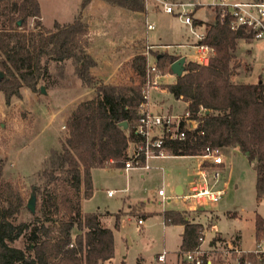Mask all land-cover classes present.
<instances>
[{"label":"trees","instance_id":"trees-1","mask_svg":"<svg viewBox=\"0 0 264 264\" xmlns=\"http://www.w3.org/2000/svg\"><path fill=\"white\" fill-rule=\"evenodd\" d=\"M89 0L82 1V9ZM125 7L145 10V0H109ZM196 8V7H195ZM80 11L68 23L55 22L45 28L39 0H0V91L6 102L22 97L24 86L41 90L40 82L48 74L50 60L73 61L83 84L95 89V96L81 100L66 120L67 135L61 149H52L38 172L34 190L36 208L32 219L16 223L25 206L18 186L3 177L0 169V264H101L115 253L114 231L101 225L97 212H84L82 200L93 195L92 168L122 165L128 142L136 138L134 126L139 120V104L146 82L147 55L136 54L129 62L138 75L133 82L105 83L91 73L96 60L85 53L88 24ZM35 27H28L29 18ZM18 20H21L22 28ZM199 25L204 22L194 18ZM206 24L205 42L215 49L208 64L190 60L184 72L161 88L187 103L195 129L184 139H170L167 146L174 155H199L207 145L238 147L256 170L257 199L264 195V78L255 82L234 80L236 52L240 40L251 41L254 33L245 27L233 28V16L216 15ZM38 28V29H37ZM162 74L173 73L171 65L180 55L155 51ZM202 108L205 111H202ZM209 111L206 113V111ZM217 111V112H216ZM127 122L125 127L122 122ZM207 166L209 163L204 162ZM187 210H165L166 224H184L178 250V264L185 251L194 248L203 225L187 218ZM120 213L116 227L120 225ZM79 232L74 235L73 229ZM256 237L264 235V218L255 217ZM24 235V248L12 243ZM208 264L205 256L204 263ZM213 264H222L221 258Z\"/></svg>","mask_w":264,"mask_h":264},{"label":"rangeland","instance_id":"rangeland-1","mask_svg":"<svg viewBox=\"0 0 264 264\" xmlns=\"http://www.w3.org/2000/svg\"><path fill=\"white\" fill-rule=\"evenodd\" d=\"M41 1L45 9L44 21H41L45 28H54L57 19L61 23L71 22L80 11L87 14L84 19L86 21L89 19L90 27L97 21L102 28L105 27L106 31H113L114 26L119 28V26L125 25V20H127L124 15L120 16L113 11L115 6L127 8L115 1L100 0V2H107L108 16H105L106 6L103 10L101 5L104 3L99 4L97 3L98 0H89L83 9V0ZM168 1L175 2V0ZM179 1L197 3L193 17L202 18L205 22L213 21L216 14L221 16L219 8L213 4L215 0ZM162 5L160 0H145L144 11L129 10L132 15L135 14L138 17L137 32L145 35V37L148 36L150 43L160 42L159 37H162L161 42L163 44L165 42L171 44L170 52L187 53L189 59L187 58L186 62L190 61L193 52V47L190 46L192 42L191 27L181 20L177 12L154 11L163 7ZM147 8L148 12L144 13ZM35 20L36 18H29L28 27H35ZM146 20L154 22L155 27L146 30ZM21 23L20 20V23L18 22L19 29L22 28ZM203 29H206V24L205 27L202 25L196 27L197 32ZM88 30L90 31V29ZM110 37H113V34ZM107 41L106 38L101 41L94 38L93 49H87V44L92 45L91 40L89 41L88 32L84 42L85 53L90 54L97 61L107 57L106 60L109 59L110 63L116 62L118 48L122 47L123 44H115L116 41L113 38L109 42ZM144 45L143 47L137 46V50L141 53L145 51L147 48ZM153 49L159 51L156 48ZM161 50L159 52H162ZM109 52L111 54H108ZM236 54L238 66L233 77L235 81L243 82L244 77H246L245 80L264 78V38H254L251 41L240 40ZM154 58L156 60L155 55L152 54L150 60L152 61ZM68 62L73 63L71 59L64 62L50 60L48 63L49 72L43 81L41 80V83H45L46 88H49L50 82H62L66 77ZM123 67L129 71V74L131 72V80L126 82L130 83L138 78L137 74L133 72L134 70H130L128 63H125ZM173 79V75L166 76L163 78V82L162 79L160 80L159 88L151 89L150 103L154 112L164 113L172 107L173 113H182L187 107L186 102L176 99L172 93L161 88L162 83H171ZM56 91L51 89L47 91L49 93L42 94L41 90L32 91L24 86L22 97L13 96L10 102H6L4 94L0 91V169H2L3 177L13 181L25 198V206L16 218V223L29 222L32 219V212L27 204L32 192H36L34 182H36L38 172L42 169L51 150L61 149L60 140L66 131L65 129H67L64 127L65 114L75 106L76 101L73 97L76 94L68 97H54ZM38 97H41L40 101H38ZM221 152L225 163L215 169L219 171V182L216 184V188H225L217 203V211L221 218L213 219L214 224L206 232L209 235H212L216 230H220L224 235L240 232L241 245L244 248H251L255 244L256 213L264 217V197L257 199L256 170L248 157L238 147L221 148ZM202 159L198 155H176L158 159L154 163H159L163 168L153 166L148 172L140 168L125 170L115 167L95 168L92 171L94 194L90 198L83 199L84 210L90 212L110 211L112 213L123 210L125 212L120 213V215L123 214L119 228L114 226L115 215H110L109 219L106 220V225L114 230L115 253L111 260L104 261L102 264H156L157 254L164 250L169 251V253L166 261L162 264L179 263L176 253L181 239V227L179 225H166L161 213L163 210H181L188 207L176 195L175 187L178 184L186 186L194 178L193 168L197 167L199 160ZM141 173H144V176ZM213 173L214 171L209 173L210 178H212ZM163 185L166 194L172 196L170 201H164V203L159 201L161 200L159 189ZM108 189H112L114 193L108 195ZM37 196L39 197L36 192V202ZM138 201H145L144 210L148 213L142 216L143 223L141 224L138 223L141 214L131 215L126 212L130 210L131 204ZM205 206L209 209L212 208V204ZM229 210L238 211L240 216L237 218L230 216ZM196 211L193 210L197 213ZM235 238H237L236 235L232 239ZM12 244L24 248L27 239L22 235Z\"/></svg>","mask_w":264,"mask_h":264},{"label":"built area","instance_id":"built-area-1","mask_svg":"<svg viewBox=\"0 0 264 264\" xmlns=\"http://www.w3.org/2000/svg\"><path fill=\"white\" fill-rule=\"evenodd\" d=\"M163 9L167 13L177 12L181 20L191 27V34L194 41L191 43L193 52L191 60L201 64H208L215 49L205 42L206 30L196 31L198 24L194 21L193 13L197 3L191 1L169 2L160 0ZM219 8L221 18L226 15L233 16V28L245 27L251 29L254 38H264V1H243V0H215L213 3ZM147 29L155 27L154 22L146 21ZM142 53L147 55L146 82L142 89L143 99L139 104V120L134 126L136 140L131 149H128L124 161L125 169L134 167L151 168V160L155 158H165L172 154L167 146L170 139H184L188 129L197 127V120L191 117V112L186 109L182 113H156L150 106V92L153 88H158L160 79L164 75L159 69L157 62L150 60L151 45ZM138 76V75H137ZM131 75H128L127 80ZM202 111H205L202 108ZM209 111L207 110L206 113ZM205 161L212 164L225 163L221 152V147L207 145L203 154H199ZM195 178L189 182L188 190L177 196L180 197L189 208H199L208 204L219 202L224 189L216 188L219 180V171L214 170L212 179L209 177L208 168L199 163L195 172ZM109 191V195L113 194ZM162 202L169 201L172 196L166 194L165 188L159 189ZM139 222H143L139 219ZM207 241L204 234L199 236L197 245L183 253L182 257L191 264H203L205 256L208 257V264H213L214 259L221 258L222 264H264V235L257 238L251 248H243L234 241H227L222 246L216 247L212 251L206 246ZM167 251L158 255L160 262H165Z\"/></svg>","mask_w":264,"mask_h":264},{"label":"crops","instance_id":"crops-1","mask_svg":"<svg viewBox=\"0 0 264 264\" xmlns=\"http://www.w3.org/2000/svg\"><path fill=\"white\" fill-rule=\"evenodd\" d=\"M244 1V0H243ZM246 1H256V0H246ZM259 1H264V0H259ZM102 2V1H101ZM100 2V0L97 1V3L99 4H102L104 3V5H101V7L105 8L106 6V13H105V16H108V5L106 1H103L102 3ZM175 2H180L179 0H175ZM192 2V1H191ZM39 3H40V9H41V20L44 21V17H45V9H44V6H43V3L41 0H39ZM93 3V2H92ZM91 10V9H90ZM130 9L129 8H124V7H119V6H115L114 8V12L117 13L118 15H124V17L126 18L127 17V20H125L126 24L124 25H121L119 26V28L117 26H114V29L113 31H106L105 30V27L102 28L101 24L99 22L96 21V23H94V25H91V27L89 26L88 24V20L86 21L84 19V17L87 15L86 13L82 14L83 15V19L84 21L88 24V29H90V31L88 30L89 32V41L91 40V43L92 45L89 43L86 45V48L87 49H90L92 48L93 49V44L94 43V38L96 39H99L100 41L105 39L106 38V41L108 39L107 42H109L112 38L114 41H116L115 44H123L122 47H119L118 48V56L116 58V62H111L107 59V57H103L101 61H97L96 60V66L92 67L91 69V73L98 77L99 79H101L102 81H104L105 83H112V84H119V83H124L127 81V76L131 74H129V71H127L125 69V67H123V65L126 63H128V66H129V62L132 60V58L138 54V53H141V51H138V47L137 46H142L143 47V44L146 45V47L148 45H151L152 48H156L160 51V49H162L161 51H169V47H170V43L168 42H165L164 44L161 42L162 41V37H159V41L160 42H157V43H150L149 40H148V36L145 37V35L143 34H138L137 32V29H136V26H137V22H138V17L134 14L132 15L129 11ZM163 7H160V9L158 10H154V11H157V12H164L163 11ZM125 11V12H124ZM148 12V8L146 10V12L144 13H147ZM217 15V14H216ZM215 15V17H216ZM215 17L213 19V21L215 20ZM124 18V19H125ZM201 21H203L204 23L201 24L202 26L205 27V23L207 22H213V21H207L205 22L202 18H197ZM74 20V19H73ZM147 21V20H146ZM56 22H60V20H56ZM120 22V21H119ZM199 25V24H198ZM148 30V29H146ZM107 34V37H106V34ZM113 34V37H110V35ZM254 39V38H253ZM93 40V42H92ZM194 41V38L192 36V42ZM191 42V43H192ZM190 44V43H189ZM144 45V47H145ZM164 45V46H162ZM191 46V44H190ZM161 47H164V48H161ZM165 49V50H163ZM173 53H176L178 55L181 56H185L186 57V60L188 58L187 56V53H182V52H178V51H172ZM150 53L152 54V52L150 51ZM94 54V53H93ZM108 54H111V52H109ZM96 56V55H95ZM98 57V56H96ZM189 59V58H188ZM98 62V63H97ZM125 62V63H124ZM186 63V62H185ZM102 64V65H101ZM98 68V70H97ZM119 70V72H118ZM130 70H132L130 68ZM134 72V71H133ZM173 75L174 76V79L172 82H174L176 80V74L175 73H166L164 74L161 79H162V82H163V78L166 77V76H171ZM246 77H244V81L243 82H255L257 81L258 79L256 80H249V79H246ZM250 78V77H249ZM160 79V80H161ZM110 80V81H109ZM43 81V80H42ZM171 82V83H172ZM45 84V83H44ZM43 83L40 82V87L43 85L45 88H46V85H44ZM51 86H49V88L47 87L46 88V92H42L43 93H49L47 91H50L51 89H54V90H57L54 94V97L58 96V97H68L70 95H75V97H73V99L76 101L75 102V106L81 101V100H85V99H90V98H93L95 96V89L93 88H89V87H86L82 80L78 77V75H76V72H75V66L72 62H68L67 65H66V77L64 78V80L60 83H57V82H50ZM159 88V87H158ZM77 91V93H74ZM41 94V95H42ZM41 97H38V101H40ZM187 104V103H186ZM75 106H73L70 111L66 114H65V125L64 127H66V120L69 116V114L71 113V111L75 108ZM150 106H151V103H150ZM172 107H170V110L164 112V113H173L172 112ZM188 109V107L185 108V110ZM184 110V111H185ZM178 113V112H177ZM181 113V112H180ZM174 114V113H173ZM66 131L64 132V137L67 135V129H65ZM61 137V139H63L64 137ZM136 140V138L134 139H131L129 140L128 142V146H127V149H126V156H127V151L128 149H131L134 145V141ZM61 141V140H60ZM61 143V142H60ZM222 149L224 148H227V147H221ZM171 156H176L174 154H171L170 156L168 157H171ZM199 156V155H198ZM168 157H165V158H168ZM165 158H155V159H152V167L155 166V167H160V168H163L162 165H160L159 163L158 164H155L154 161L158 160V159H165ZM202 162V165L206 168H208L209 170V173L211 171H214L215 169H218V167L220 165H223V164H212L211 162L209 161H204L203 159L202 160H199L198 164H197V167L193 168L194 170V178H195V172L196 170L198 169L199 167V163ZM204 162H207L209 163V165L205 166L204 165ZM13 164V163H12ZM106 167H115V168H121V169H125V166L124 164L122 165H107V166H104V167H94L92 168V171L95 169V168H106ZM151 167V168H152ZM134 168H139V167H134ZM151 168H141L142 170H145L146 172L149 171V169ZM132 169V168H131ZM2 170V169H1ZM125 170H129V169H125ZM92 171H91V174H92ZM142 176H144V173H141ZM212 179V178H211ZM257 179V178H256ZM92 181H93V176H92ZM191 181V180H190ZM189 181V182H190ZM189 182L186 184V186H183L182 184H178L176 187H175V193L176 195L178 194H181L183 192H186L188 190V186H189ZM219 182V180H218ZM217 182V183H218ZM216 183V184H217ZM225 186H226V183H225ZM164 187V185L162 186ZM220 189H225V188H220ZM112 190V189H108V195H109V191ZM114 193V192H113ZM93 194H94V186H93ZM264 197V195H263ZM85 199V198H84ZM172 199V197H171ZM170 199V200H171ZM169 200V201H170ZM182 200V199H181ZM160 202H162V197H161V200H159ZM183 201V200H182ZM168 202V201H167ZM184 202V201H183ZM164 203V202H162ZM145 206H146V203L145 201H138L137 203H134V204H131L130 206V210L126 211L128 214H131V215H140V217L138 218V223L139 222V219H142V216H145L146 214H148L144 209H145ZM139 207V208H138ZM207 206H200L199 208H196V209H192V208H189L187 207L186 209H181V210H187L189 211V214L187 216L188 219H190L192 222H199L203 225V232L202 234L205 235L206 237V241H207V248H209L211 251L213 249H215L216 247H220L222 246L225 242L227 241H234L236 243H238L239 245H241V242H240V238H241V235H240V232L239 233H235V234H230V235H224L220 230H216L212 235H209L207 234V229H209L210 227H212V225L214 224L213 221L214 220H218L220 219V215L218 213V209H217V203L216 204H213L212 205V208H206ZM82 209L84 212H90V211H85L84 208H83V200H82ZM193 210H197L196 212L199 213H195L193 212ZM165 210L162 211V216H163V212ZM92 212V211H91ZM94 212H97L99 214V218H100V222H101V225L104 226V227H109L106 225V220L109 219V216L110 215H115V223H114V226L116 227V216H117V213H121V212H124L123 210H120L118 212H110V211H94ZM193 212V213H192ZM125 213V212H124ZM195 213V214H194ZM123 214V213H122ZM121 214V215H122ZM228 214L230 216H233L234 218H237L240 216V214L238 213V211H228ZM257 214V213H256ZM262 216V215H261ZM256 217V216H255ZM263 217V216H262ZM264 218V217H263ZM121 219V217H120ZM214 219V220H213ZM143 220V219H142ZM163 222H164V218H163ZM143 223V222H141ZM140 223V224H141ZM165 223V222H164ZM166 224V223H165ZM168 225V224H166ZM170 225H179V227H181V232H180V236H181V239H180V244H179V247L181 245V242H182V234L184 232V224H170ZM120 227V225H119ZM119 227H116V228H119ZM111 228V227H109ZM113 229V228H111ZM114 231V230H113ZM79 232L78 228H74L73 229V234L76 235L77 233ZM234 235L237 236V238L235 239H232L234 238ZM239 238V239H238ZM257 237H256V230H255V241H256ZM114 246H115V234H114ZM242 246V245H241ZM243 247V246H242ZM244 248V247H243ZM179 250V249H178ZM167 251V250H165ZM162 252L158 253L157 254V257H156V261L157 263L156 264H162L163 262H160L158 260V255L161 254ZM169 253V251H167V254ZM176 255L178 256V251L176 253ZM175 255V256H176ZM111 260V259H110ZM107 261V260H106ZM103 263V262H102ZM101 263V264H102Z\"/></svg>","mask_w":264,"mask_h":264},{"label":"water","instance_id":"water-1","mask_svg":"<svg viewBox=\"0 0 264 264\" xmlns=\"http://www.w3.org/2000/svg\"><path fill=\"white\" fill-rule=\"evenodd\" d=\"M18 22L20 23V20ZM185 62H186L185 56H181L178 59H176L171 65L173 73H175L176 75H181L184 72ZM3 76H4V71L0 70V78H2ZM41 91L46 92V88L43 85L41 86ZM122 124L125 127H127L126 121L122 122ZM35 204H36V192H32L27 205L32 211H35L36 208Z\"/></svg>","mask_w":264,"mask_h":264}]
</instances>
